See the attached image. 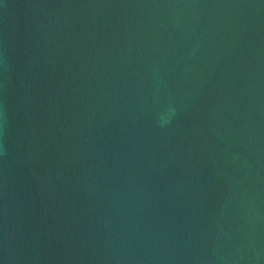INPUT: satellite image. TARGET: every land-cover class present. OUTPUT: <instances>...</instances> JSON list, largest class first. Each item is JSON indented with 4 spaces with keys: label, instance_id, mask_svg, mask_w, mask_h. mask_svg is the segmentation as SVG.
<instances>
[{
    "label": "water",
    "instance_id": "1",
    "mask_svg": "<svg viewBox=\"0 0 264 264\" xmlns=\"http://www.w3.org/2000/svg\"><path fill=\"white\" fill-rule=\"evenodd\" d=\"M166 264H264V0Z\"/></svg>",
    "mask_w": 264,
    "mask_h": 264
},
{
    "label": "clouds",
    "instance_id": "2",
    "mask_svg": "<svg viewBox=\"0 0 264 264\" xmlns=\"http://www.w3.org/2000/svg\"><path fill=\"white\" fill-rule=\"evenodd\" d=\"M164 123H167V121H162V126H163Z\"/></svg>",
    "mask_w": 264,
    "mask_h": 264
}]
</instances>
